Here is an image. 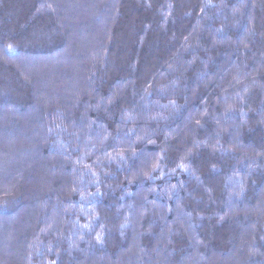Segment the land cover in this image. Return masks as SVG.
I'll return each instance as SVG.
<instances>
[{
  "label": "trees",
  "instance_id": "16d2710c",
  "mask_svg": "<svg viewBox=\"0 0 264 264\" xmlns=\"http://www.w3.org/2000/svg\"><path fill=\"white\" fill-rule=\"evenodd\" d=\"M228 263L264 264V0H0V264Z\"/></svg>",
  "mask_w": 264,
  "mask_h": 264
},
{
  "label": "snow or ice",
  "instance_id": "6c2138e0",
  "mask_svg": "<svg viewBox=\"0 0 264 264\" xmlns=\"http://www.w3.org/2000/svg\"><path fill=\"white\" fill-rule=\"evenodd\" d=\"M9 49H11V45H9ZM181 167H183V165H181Z\"/></svg>",
  "mask_w": 264,
  "mask_h": 264
},
{
  "label": "rangeland",
  "instance_id": "374dc122",
  "mask_svg": "<svg viewBox=\"0 0 264 264\" xmlns=\"http://www.w3.org/2000/svg\"><path fill=\"white\" fill-rule=\"evenodd\" d=\"M228 264H232V263H228Z\"/></svg>",
  "mask_w": 264,
  "mask_h": 264
}]
</instances>
